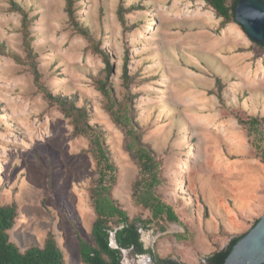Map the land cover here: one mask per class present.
Listing matches in <instances>:
<instances>
[{
  "label": "rangeland",
  "instance_id": "rangeland-1",
  "mask_svg": "<svg viewBox=\"0 0 264 264\" xmlns=\"http://www.w3.org/2000/svg\"><path fill=\"white\" fill-rule=\"evenodd\" d=\"M15 1L31 20L41 82L102 128L116 167L113 198L130 219H149L132 198L138 167L95 86L104 78V63L70 26L66 0ZM74 1L77 22L109 54L116 98H134L142 140L162 163L157 194L179 217V223L151 225L146 246L163 259L206 264L264 214V164L254 148L264 150V48L236 21L224 26L204 0ZM21 20L8 0H0V44L20 59L0 55V201L17 205L10 238L22 252L42 248L52 232L65 264H83L77 233L93 242L95 163L88 139L73 136L70 120L37 90ZM126 59L129 91L122 79ZM219 89L228 108L218 102ZM236 114L263 120V133L249 134ZM122 263L154 264L149 255L125 250Z\"/></svg>",
  "mask_w": 264,
  "mask_h": 264
},
{
  "label": "trees",
  "instance_id": "trees-1",
  "mask_svg": "<svg viewBox=\"0 0 264 264\" xmlns=\"http://www.w3.org/2000/svg\"><path fill=\"white\" fill-rule=\"evenodd\" d=\"M11 12L19 13L22 17L21 30L23 33V46L26 59L33 75L37 90L43 94L51 107H57L59 111L70 120L73 128V136L84 137L89 141V153L95 163L96 179L90 190V201L94 209L95 220L91 228L92 243L83 239L78 233V254L83 264H123L122 251H128L134 256L149 255L154 264H185L180 259L160 258L151 249H146L142 241L141 231H148L151 225L159 222L179 223V217L172 206L166 204L157 194V188L161 184L162 163L156 158L152 148L142 140L143 134L136 121L134 98L126 96L119 101L115 96V90L110 82L112 65L109 54L100 50L95 45L89 31L77 22L74 11V0H66L65 12L72 29L77 35L88 40L95 54L99 55L104 63V78L95 81L96 89L103 97L104 111L109 115L112 122L124 133V148L132 161L138 167V176L132 186V198L135 205L148 210L150 218L130 219L127 212L113 198L112 191L116 183V167L113 164L106 135L102 128L91 125L89 113L84 108L77 107L75 101L70 98L55 96L41 82V75L35 63V54L32 48L30 33L31 20L15 0H8ZM216 15L222 19V24L228 25L235 22V6L233 0H204ZM264 1V0H263ZM119 21L125 26L123 9L118 11ZM243 29V28H242ZM244 30V29H243ZM264 48L263 45L255 43ZM0 55L11 56L19 62V57L7 53L5 46L0 44ZM128 60L123 66V86L129 91ZM219 88H222L221 80H217ZM221 89L217 93L220 106L227 108L222 99ZM240 126L249 131V134H262L263 120L249 117L243 120L238 114L235 115ZM256 152L260 153L264 164V150L259 144H255ZM18 208L15 203L2 205L0 201V264H65L64 255L59 248L55 236L49 232L44 246H31L22 252L11 241L10 231L14 228ZM259 220L255 223V225ZM117 248L111 246V234ZM235 237L230 240L225 248L218 249L206 257V264H224L225 259L232 251L233 246L243 237Z\"/></svg>",
  "mask_w": 264,
  "mask_h": 264
},
{
  "label": "water",
  "instance_id": "water-1",
  "mask_svg": "<svg viewBox=\"0 0 264 264\" xmlns=\"http://www.w3.org/2000/svg\"><path fill=\"white\" fill-rule=\"evenodd\" d=\"M233 1L236 2L234 17L236 23L244 29L248 39L264 46V1ZM224 264H264V214L233 246Z\"/></svg>",
  "mask_w": 264,
  "mask_h": 264
},
{
  "label": "built area",
  "instance_id": "built-area-1",
  "mask_svg": "<svg viewBox=\"0 0 264 264\" xmlns=\"http://www.w3.org/2000/svg\"><path fill=\"white\" fill-rule=\"evenodd\" d=\"M144 232H146V231H141V237H142V241H143V243H144V245H145V248L148 249V247L146 246V244H145V242H144V240H143ZM114 240H115V239H114V233H112V234H111V246H112V247H113V246L115 247V245H116V244L114 245ZM114 247H113V248H114ZM115 248H117V246H116Z\"/></svg>",
  "mask_w": 264,
  "mask_h": 264
},
{
  "label": "crops",
  "instance_id": "crops-1",
  "mask_svg": "<svg viewBox=\"0 0 264 264\" xmlns=\"http://www.w3.org/2000/svg\"><path fill=\"white\" fill-rule=\"evenodd\" d=\"M222 99L224 100L225 105H226V107L228 108V106H227V101H226V99L224 98V96H222ZM218 102H219V100H218ZM219 104H220V103H219ZM237 124H238V122H237ZM238 125H239V124H238ZM223 131H224V130H223ZM223 131H222V133H225V134H226V132H223ZM220 249H222V248H220ZM215 251H216V250H215ZM215 251H214V252H215ZM212 253H213V252H212ZM212 253H211V254H212ZM172 259H174V258H172Z\"/></svg>",
  "mask_w": 264,
  "mask_h": 264
}]
</instances>
